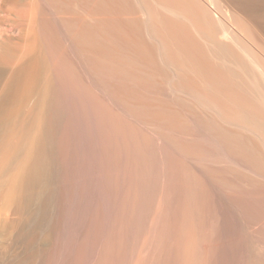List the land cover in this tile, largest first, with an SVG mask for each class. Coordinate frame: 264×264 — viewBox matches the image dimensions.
<instances>
[{
	"label": "bare ground",
	"instance_id": "obj_1",
	"mask_svg": "<svg viewBox=\"0 0 264 264\" xmlns=\"http://www.w3.org/2000/svg\"><path fill=\"white\" fill-rule=\"evenodd\" d=\"M0 264H264V0H0Z\"/></svg>",
	"mask_w": 264,
	"mask_h": 264
}]
</instances>
